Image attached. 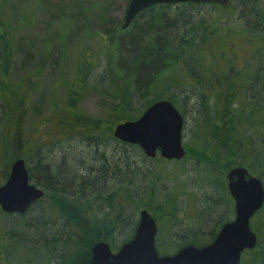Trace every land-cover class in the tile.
I'll return each instance as SVG.
<instances>
[{"label": "trees", "instance_id": "1", "mask_svg": "<svg viewBox=\"0 0 264 264\" xmlns=\"http://www.w3.org/2000/svg\"><path fill=\"white\" fill-rule=\"evenodd\" d=\"M236 3L238 17L243 20L244 28L247 30V41L253 46L252 57L248 60L250 62L246 69L244 66L234 68L226 62H222L220 56L217 55L218 43L215 40L214 46L213 42L219 35L212 33L215 29L208 31L209 25L205 22V17L201 12L209 7L217 8L218 13L226 11L225 8L217 4L188 2L152 5L141 11L125 30L120 28L122 20H114L113 16H109V4H104L103 10H101L103 13L96 15L97 18L95 17V34L100 37V41H103L102 45L106 46V43L112 47L114 57L110 60L105 57L107 49L102 48L104 55H101L98 54L100 45L88 44L87 53H82L78 60L75 78L72 84L66 88V102L63 108L65 113L72 115L73 122L80 126V131H92L89 132V136H86V140L92 143L100 138L96 136L100 131L99 123L79 115L76 110V103L90 88L111 100L109 109L114 125L122 121L137 119L150 104L162 99L170 101L183 117L187 99H192L196 102L195 105L192 104L196 118L189 128L183 117V139L186 135H191L190 138L183 141V145L187 152L193 154L192 156L205 158L206 161H210L208 164L222 170L219 192L221 196L218 198V202L223 207L229 206V201L230 206L233 205L225 186V173L229 169L235 166L245 167L260 180L264 175V0H236ZM1 18H4L2 13H0ZM0 27H4L3 30H0L1 92L4 88H12L4 80L11 58L6 20L5 25L0 20ZM78 28L80 27H76V29ZM224 38L229 39L230 36L225 35ZM57 40L58 35L55 41ZM101 59L106 62L104 72L94 76L93 79V71ZM218 61H221V69ZM182 73L189 77L187 81L185 77H182ZM2 77H4L3 82ZM13 91L15 94L12 97L15 96L17 107H19L18 104L21 101L18 103L17 100L24 99V93L19 94L18 91ZM183 91H187L186 94L193 96L180 98L178 92ZM0 100L7 101V98L0 94ZM134 101L142 102L141 109H133ZM62 122L63 124L59 122L57 127L58 125L65 126L69 121L62 120ZM103 135L105 140H108L110 136V140L125 145V151H134L141 158H146L137 146L116 140L112 136V129ZM103 135H101L102 138ZM3 143L5 152L10 150L12 153L16 142H8L5 136ZM28 150H30L29 147ZM28 150H25L26 156ZM127 152L126 156L121 157L115 150H112L110 159H107L103 152L98 151L93 153V160L89 163L84 162L83 159L88 155L86 152H82L72 160L74 168L65 164V161L69 159L64 156L62 158L63 167L60 170L58 163L54 167L51 166V162L48 163L49 165L40 163L37 165L36 175L33 173V169L27 168L31 182L44 189V197L50 199L49 202L55 213L57 210L66 220L75 222L79 226V231L67 234V236L63 234L61 237V230L54 231L53 229L48 234L45 231L38 232L39 223L43 220V218H36L39 215L35 217L36 221L33 223L28 224L26 221V226H32L36 231L35 236L38 237L31 240L33 244H36L35 246L24 247L28 255L25 264H88L90 248L95 242V235L97 236L95 229L97 227L99 232L105 230L103 225L90 222L91 220L98 221L92 214L88 216L87 224H84L79 218L82 215V209L76 207L84 203L86 208L83 209V212L86 210V215L91 212L90 200L84 197L103 195L110 181H126V186L123 189L126 205L135 206L137 211L146 209L157 225L161 226L162 222L166 223L165 227L168 233H166L165 243L170 249H180L187 245L199 248L212 241L218 233L217 230L221 222L226 219L224 215L215 228L203 232L204 234L192 230L190 235L185 237L181 235L185 241L170 240L171 233L168 228L176 223L173 212L177 210L178 194L174 193V189L168 193V189L166 191L162 188L163 185H156L159 181L156 178L157 173L150 172L149 178L148 172L140 171L136 162L132 158L130 160ZM11 158L9 159L11 160ZM156 159L164 163L170 162L159 156ZM6 162L3 165L5 167L0 168V182L1 179L5 181L7 178L8 170H4L8 166ZM51 168H55L56 171L53 172ZM145 177L149 179L146 181L148 183L138 184V179L140 181ZM138 188L144 189L139 192ZM55 189L65 193L60 194ZM71 194L77 203L75 201L71 209H68L66 204L70 202L68 200L72 198ZM106 202L109 206L114 207L112 195ZM220 210L218 204L211 203L209 205L206 225L210 220L218 219ZM127 211L126 209L125 212L117 210L114 213L117 226L124 225L125 220L129 224L131 223L126 241L133 237L137 225V221H134L132 214ZM263 214L264 205L252 217L250 223L251 229L257 237L255 248L242 254L240 264L246 262L248 264H264ZM3 216L7 217L0 211V217ZM19 219H23V216L19 215ZM255 222L256 225L258 222L256 228L253 227ZM112 226L113 224L110 225V231ZM40 236L43 238L41 239ZM110 236L111 232L106 236V239L110 240ZM176 236L180 235L176 233ZM159 239L161 237L157 235L158 253L167 254L159 244ZM8 240L11 238L9 237ZM12 246V244L6 246L5 257L14 253ZM16 250L18 249L15 248Z\"/></svg>", "mask_w": 264, "mask_h": 264}, {"label": "rangeland", "instance_id": "2", "mask_svg": "<svg viewBox=\"0 0 264 264\" xmlns=\"http://www.w3.org/2000/svg\"><path fill=\"white\" fill-rule=\"evenodd\" d=\"M127 1L0 0V13L4 17L0 20L4 22V25L6 20L11 49V58L4 80L19 94L24 93V99L17 100L18 103L19 101L23 103L20 102L18 104L20 106L17 107L15 96L12 97L15 94L12 89L4 88L0 92L1 95L7 98V101L0 100V168L5 167L3 165L10 157L12 158L6 162L8 166L4 170H8L9 165L15 158H21L25 161L26 167L33 169V173L36 175L37 165L40 163L48 164L51 162L52 167L58 163L60 170L63 167L62 158L64 156L69 159L65 161V164H69L74 168L72 160L82 152H86L88 155L87 158L83 159L86 163L92 162L93 153L98 151L103 152L107 159H110L112 150H115L121 157L126 156V152L129 150L125 151V145L110 140V136L108 140L104 139L103 133L106 135L115 126L110 117L111 100L107 96L90 88L76 103V110L79 115L99 123L98 129L100 131L97 132L98 135L96 136L100 138L92 143L86 140V136H89V132L92 131H80V126L75 125L72 115L65 113L63 108L66 102V88L72 84L75 78L78 60L81 58L82 53H87V45H100L98 54L104 55L102 52V48H104L107 49L106 58L112 60L114 57L112 47L106 43V46L102 45L103 41H100V37L95 34L96 15L103 13L101 10H103L104 4H109L108 15L113 16L114 20H122L128 4ZM225 9V12L218 13L217 8L209 7L201 10V12L202 16L205 17V22L209 25L208 31L215 29L212 33L219 35L214 39L213 45L215 46L217 41V55L220 56L222 62L224 61L234 68L244 66L246 69L248 62H250L248 60L252 57L253 46L247 41V30L244 28L243 20L238 17L236 0H231V4ZM76 27L80 28L76 29ZM3 29L4 27H0V30ZM56 33L58 35L57 41H55L57 39ZM225 35H229L230 38H224ZM218 64L221 69V61H218ZM105 65L106 62L101 59L93 71V79L94 76L104 72ZM182 77H185L186 81L189 79L185 73H182ZM189 84L191 85V83ZM186 93L187 91L178 92V96L180 98L193 96ZM193 103L195 105L196 102L187 99L186 110L183 114L188 127L193 124L194 118H196L195 110H192ZM132 106L133 109H141L142 102L134 101ZM62 120L69 122L65 126L58 125L57 127L59 122L63 124ZM183 132L184 130H182ZM101 135H103V138ZM5 136L8 142H16L13 154L10 150H7V152L4 150L3 141ZM190 136L189 134L186 135L183 141H186ZM28 147L31 149L28 150ZM25 150H28L27 156ZM130 152H127L128 157L136 162L135 164L140 168V171L148 172L149 178L150 172H156V178L159 179L156 185H163L162 188L166 191L168 189V193L174 189V193L178 194L177 210L173 212L176 223L168 228L171 233L170 237H172L171 241H185L181 235H184V237L190 235L192 230L204 234L214 228L220 219L217 222L210 220L207 225L205 223L208 217L207 210L211 203L218 204L221 208L220 213L222 212V216L226 217L221 224L233 219L231 212L233 205L230 206V201L227 207H223L218 202V198L221 196V193H219L220 179L218 178L222 177V170L208 164L209 160L206 161L205 158L198 156L194 157L192 153L185 151L186 155L180 161L164 163L156 158L144 159L134 151ZM51 170L56 171L55 168H51ZM148 180L145 177L140 181L138 179L137 182L142 185ZM261 180L264 183V175H262ZM125 182L110 181L103 195L84 197L90 200L91 212L86 215V210L83 212L86 205L84 203L78 205L76 208L82 209V215L79 216L81 221L87 224V221H89L88 216L92 214L96 220L103 221V225L106 224L105 220H111V223H115L114 213L117 210L125 212V209L128 210L129 214H132L134 221H137L139 210H135V206L126 205L123 196ZM2 183H4V179H1L0 185ZM143 189L138 188L137 190L141 192ZM110 195L113 197L115 208L109 206L106 202ZM225 199H227V196H225ZM49 201L50 199L43 196L22 214L9 216L3 213L7 217H0V264L26 263L28 255L24 247L35 246L36 244H33L31 240L38 237L35 236L36 231L32 226L29 229H24L26 221L30 224L35 222L36 218L45 219L48 217L52 222L51 226L54 231L63 229L66 236L77 232L78 227L73 226L57 210L55 213ZM19 215L23 216V219H19ZM37 215L39 216L36 217ZM12 220L14 223H12ZM124 225L126 227L121 231H117L110 243L112 250H117L122 245L121 241L128 235L131 223L127 222ZM165 226V222H162L161 226L158 225V235L161 237L159 244L166 250L167 254L163 255H169L177 249L171 248V250L166 245V233L168 231ZM257 226L258 222L257 225L256 222L255 225L253 223L254 228ZM13 229L14 232H12ZM20 232L21 234L24 232V234L18 235ZM176 233L180 236H176ZM9 237L11 240H8ZM8 244L13 245L12 250L14 253L9 257H5ZM15 248L18 250L15 251Z\"/></svg>", "mask_w": 264, "mask_h": 264}, {"label": "water", "instance_id": "3", "mask_svg": "<svg viewBox=\"0 0 264 264\" xmlns=\"http://www.w3.org/2000/svg\"><path fill=\"white\" fill-rule=\"evenodd\" d=\"M214 3L224 8L231 0H130L121 29H126L144 9L157 4ZM183 119L168 100L150 104L136 120L117 124L113 136L118 140L137 145L146 157H154L156 151L166 159H180ZM227 188L234 201V220L225 223L212 243L195 247L188 245L173 255L159 256L155 248L157 227L155 220L145 209L140 210L138 224L131 240L116 253L107 243L93 245L89 264H239L241 253L256 245V236L250 229V218L264 201L262 182L246 169L232 168L226 174ZM43 192L30 182L22 159H16L7 180L0 186V208L6 213L25 212L31 202L41 198Z\"/></svg>", "mask_w": 264, "mask_h": 264}, {"label": "bare ground", "instance_id": "4", "mask_svg": "<svg viewBox=\"0 0 264 264\" xmlns=\"http://www.w3.org/2000/svg\"><path fill=\"white\" fill-rule=\"evenodd\" d=\"M145 159H147V158H145ZM236 167H241V168H244V169H246L245 167H242V166H235L234 168H236ZM247 170V169H246ZM247 172L251 175V173L247 170ZM218 177V176H217ZM221 178V177H220ZM220 178H218V179H220ZM225 186H226V192H227V194L229 195V196H231L230 195V193H229V190H228V188H227V179L225 178ZM36 189H39V190H41L42 192H43V196H44V194H45V191H44V189L43 188H41L40 186H36L35 184H32ZM58 193H60V194H64L65 192H63L62 190H57V189H55ZM72 195V198H69V200L68 201H70V202H67V204H66V207L68 208V209H71V207H72V205H73V203L76 201V203H77V200H75V198H74V196H73V194H71ZM41 198H39V199H37V200H35V201H33V202H31L30 203V205H28L27 206V208H29L30 206H32L34 203H36L37 201H39ZM27 208H26V210H27ZM222 218V213H220V216L218 217V219L216 218L214 221L215 222H217L219 219H221ZM234 218H235V212H234V209H233V219L232 220H234ZM232 220H229V221H226V222H223L222 224H221V227L225 224V223H227V222H230V221H232ZM12 223H14V221L12 220ZM127 223V221L125 220L124 221V223L123 224H126ZM51 224H52V222L50 221V219L48 218V217H46L45 219H43L42 220V222H40L39 223V229H38V232H41V231H45V233L46 234H48V233H51L52 232V230H53V228H52V226H51ZM25 228V230L26 229H29V227H27V226H24ZM126 227V225H121V227L120 228H122V229H124ZM216 227V226H215ZM214 227V228H215ZM15 229V228H14ZM14 229H13V231L12 232H14ZM213 229V228H212ZM211 229V230H212ZM22 234H24V232L22 233ZM21 234V232L20 233H18V235H22ZM60 235H61V237H62V235H63V231L62 232H60ZM64 235H66V233L64 234ZM217 236V235H216ZM216 236L212 239V241L216 238ZM40 238L42 239L43 237L42 236H40ZM39 238V239H40ZM212 241L210 242V243H212ZM210 243H208V244H210ZM208 244H206V245H208Z\"/></svg>", "mask_w": 264, "mask_h": 264}, {"label": "flooded vegetation", "instance_id": "5", "mask_svg": "<svg viewBox=\"0 0 264 264\" xmlns=\"http://www.w3.org/2000/svg\"><path fill=\"white\" fill-rule=\"evenodd\" d=\"M231 212H232V214H233V210H232V208H231ZM106 221V224L105 225H103V221H93V220H91L90 222H92L93 224L94 223H98V224H101V225H103V229L105 230V231H103V232H99V230H98V228L96 227V229H95V233L97 234V236L95 235V242L93 243V245L94 244H96V243H98V242H103V243H107L108 245H109V248H110V251L112 252V253H116V251L120 248H118L117 250H112V248H111V245H110V243H111V241H112V239H114V236H115V234H116V232L117 231H121L122 230V228H120L121 226H117L116 225V222L115 223H111V220H105ZM229 221V220H228ZM226 222V221H225ZM72 223V225L74 226V225H76L77 227H79L75 222H71ZM111 224H113V226H112V229H111V231H110V225ZM137 224H138V220H137ZM137 226V225H136ZM156 226H157V232H156V236H155V245H156V238H157V235H158V225H157V223H156ZM220 227H221V225H220ZM219 227V228H220ZM219 228H218V230H219ZM109 229V231H107ZM93 230H94V228H93ZM218 230H217V232H218ZM63 231V234H65V232H64V230L63 229H61V232ZM76 231H79V228H78V230H76ZM111 232V239L110 240H107L106 239V236L109 234ZM75 233H77V232H75ZM124 235V234H123ZM172 238V237H171ZM129 240H131V238L130 239H128L127 241H129ZM170 240H172V239H170ZM126 241V238H124L122 241H121V244H124V243H126L127 242ZM93 245L91 246V248H90V258H89V263H90V259H91V256H92V251H91V249H92V247H93ZM179 249H177L173 254H175L177 251H178ZM158 254V253H157ZM170 255V254H169ZM159 256H164L163 254H160ZM88 263V264H89Z\"/></svg>", "mask_w": 264, "mask_h": 264}]
</instances>
